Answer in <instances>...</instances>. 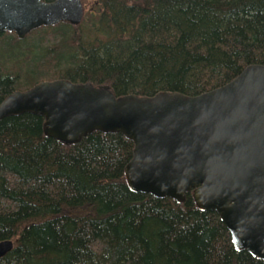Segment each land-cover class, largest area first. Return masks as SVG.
<instances>
[{"label":"trees","instance_id":"obj_1","mask_svg":"<svg viewBox=\"0 0 264 264\" xmlns=\"http://www.w3.org/2000/svg\"><path fill=\"white\" fill-rule=\"evenodd\" d=\"M97 5L79 26L0 34V105L62 80L110 87L117 98L196 97L264 65V0ZM44 124L31 114L0 122V242L16 239L0 264H264L238 252L192 193L178 204L133 192L125 169L135 147L124 135L68 145Z\"/></svg>","mask_w":264,"mask_h":264},{"label":"water","instance_id":"obj_2","mask_svg":"<svg viewBox=\"0 0 264 264\" xmlns=\"http://www.w3.org/2000/svg\"><path fill=\"white\" fill-rule=\"evenodd\" d=\"M83 19L81 0H0V34L20 39ZM24 114L43 117L45 135L68 145L94 132L124 135L135 147L125 169L133 192L178 204L192 193L200 210L220 217L238 252L264 261V65L196 97L117 98L110 87L43 82L0 105V122ZM13 249L0 242V258Z\"/></svg>","mask_w":264,"mask_h":264},{"label":"rangeland","instance_id":"obj_3","mask_svg":"<svg viewBox=\"0 0 264 264\" xmlns=\"http://www.w3.org/2000/svg\"><path fill=\"white\" fill-rule=\"evenodd\" d=\"M81 1L83 3V7H84V13H93V12H96L95 9L98 7V5H97L98 4V0H81ZM95 15H97V14H95ZM95 15L89 16L86 19V21H89L90 17H95ZM84 18H85V14H84ZM12 241L14 243L16 241V239H13Z\"/></svg>","mask_w":264,"mask_h":264}]
</instances>
